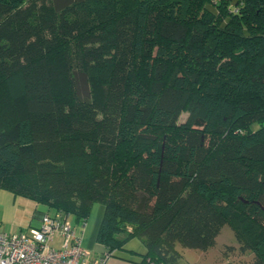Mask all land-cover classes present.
Wrapping results in <instances>:
<instances>
[{"label":"trees","instance_id":"trees-1","mask_svg":"<svg viewBox=\"0 0 264 264\" xmlns=\"http://www.w3.org/2000/svg\"><path fill=\"white\" fill-rule=\"evenodd\" d=\"M0 187L78 224L102 202L138 264L225 224L264 264V0H0Z\"/></svg>","mask_w":264,"mask_h":264},{"label":"built area","instance_id":"built-area-1","mask_svg":"<svg viewBox=\"0 0 264 264\" xmlns=\"http://www.w3.org/2000/svg\"><path fill=\"white\" fill-rule=\"evenodd\" d=\"M67 215L61 211L44 213L39 226L26 230L0 227V264H104L110 251L105 248L101 254L92 255ZM84 223L79 225L83 227Z\"/></svg>","mask_w":264,"mask_h":264},{"label":"rangeland","instance_id":"rangeland-1","mask_svg":"<svg viewBox=\"0 0 264 264\" xmlns=\"http://www.w3.org/2000/svg\"><path fill=\"white\" fill-rule=\"evenodd\" d=\"M77 76V93L80 97H87V84L85 82L84 76L80 73ZM186 113H181L180 119H183ZM19 195H13V193L5 188L0 187V222L1 229H17L18 224L16 219H18L16 214H22V210H17L18 202L20 200ZM103 203L100 201H95L92 203L87 219H89L91 213L94 211L97 205ZM39 211L52 213V207L45 204H38ZM40 208H43L41 210ZM93 214V213H92ZM70 214L67 215V218ZM72 215L70 221L73 222ZM90 220V219H89ZM27 226V225H26ZM25 225L23 226L26 227ZM126 245H131V247L140 249L144 247L142 241L138 237H132L126 243ZM181 256L177 264H252L249 261V256L251 253L248 251L241 252L240 242L236 237V231L231 225L225 224L221 228L220 233L216 237V241L213 245L208 247L206 250L199 248L183 247L178 242L176 243Z\"/></svg>","mask_w":264,"mask_h":264},{"label":"crops","instance_id":"crops-1","mask_svg":"<svg viewBox=\"0 0 264 264\" xmlns=\"http://www.w3.org/2000/svg\"><path fill=\"white\" fill-rule=\"evenodd\" d=\"M20 200L18 202L17 210H22V214H16L15 217L16 223L18 224L17 229H8L7 231H18V230H26L28 226H39L41 221V216L44 213L37 210L38 203L24 196H20ZM52 212V211H51ZM93 213V214H92ZM91 213L89 219H85V223L83 227H81L78 223L74 221H70L76 229L79 231L81 235V243L82 245L91 251L92 255H99L103 252L105 247L96 241V232L102 217L103 206L101 204L97 205L94 211ZM71 215H69L68 219L70 220ZM26 226L23 228V226ZM5 230V229H4ZM131 239V238H130ZM55 240H59L58 237ZM129 239L124 243V245L116 250H114L113 254L110 255L104 262V264H138V261L141 258V254L144 251V247L140 249H136L131 247V245H126Z\"/></svg>","mask_w":264,"mask_h":264}]
</instances>
